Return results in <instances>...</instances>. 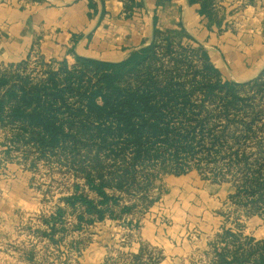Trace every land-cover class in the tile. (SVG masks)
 <instances>
[{"label":"trees","instance_id":"trees-1","mask_svg":"<svg viewBox=\"0 0 264 264\" xmlns=\"http://www.w3.org/2000/svg\"><path fill=\"white\" fill-rule=\"evenodd\" d=\"M187 1L219 23L207 0ZM52 62L39 56L38 76L28 70V59L0 68V129L27 157L63 156L82 174L95 196L76 184L65 199L83 208L80 222L116 219V192L147 187L141 179L149 182L155 165L164 173H184L198 153L228 155L229 169L242 174L236 195L253 212L262 208L264 144L252 157L242 139L258 137L253 123L264 110L263 74L246 82L224 79L184 27H155L151 41L121 61L76 55L74 64L63 60L57 69ZM222 238L211 264H264V238L242 241L231 231Z\"/></svg>","mask_w":264,"mask_h":264},{"label":"rangeland","instance_id":"rangeland-1","mask_svg":"<svg viewBox=\"0 0 264 264\" xmlns=\"http://www.w3.org/2000/svg\"><path fill=\"white\" fill-rule=\"evenodd\" d=\"M119 1L126 15H132L140 7L139 0ZM207 2L219 22L246 18L250 11L264 5V0ZM103 4L106 5V0ZM38 60L36 54L28 58V70L34 76L42 75ZM60 64L53 61L51 66L57 69ZM255 96L256 103H261V95ZM253 127L258 137L242 139L252 157L259 142L264 144V110L255 116ZM10 134L0 129V177L8 183L16 172L24 174L16 177L19 178L16 184H9L23 201L13 217L3 219L4 223L11 219L16 225L12 229L0 228V264H81V258L94 256L99 257L96 260L99 264H211L224 246L225 231L237 234L242 241L247 237L254 241L264 238V202L259 204L262 208L253 212L245 199L236 195L242 174L237 168L229 169L228 155L198 153L190 160V169L181 174L164 173L155 165L149 168L154 173L150 181L141 179V183L149 184L147 187L131 193L116 192L120 197L116 219L80 222L77 214L83 208H74L65 199L74 193L76 184L90 197L95 196L82 174L74 171L63 156L60 160L54 155L38 159L33 153L27 157L20 147L12 144ZM228 144L233 145L234 141ZM124 205L130 206V210L121 212L119 209ZM156 211L158 223H166L173 230L175 251L186 253L181 254V259L172 255L166 259L168 255L164 252L170 249L151 243L144 245L140 259L131 257L128 226L133 229ZM174 230L179 232L176 234Z\"/></svg>","mask_w":264,"mask_h":264},{"label":"crops","instance_id":"crops-1","mask_svg":"<svg viewBox=\"0 0 264 264\" xmlns=\"http://www.w3.org/2000/svg\"><path fill=\"white\" fill-rule=\"evenodd\" d=\"M139 1L140 7L126 15L119 0H106V5L99 0H0V66L34 54L54 63L66 60L74 64L76 55L121 61L132 50L149 43L155 27H184L206 47L224 79L246 82L264 76V5L250 11L246 18L216 23L199 14L198 6L187 0ZM23 175L16 172L8 183L0 177V228L16 225L11 219L5 223L3 219L13 217L23 201L9 186ZM133 227L126 230L131 257L141 253L140 259L148 243L170 249L164 252L166 259L169 255L181 259V254H186L175 251L173 230L166 223H158L157 211ZM97 258H81V264H99Z\"/></svg>","mask_w":264,"mask_h":264}]
</instances>
